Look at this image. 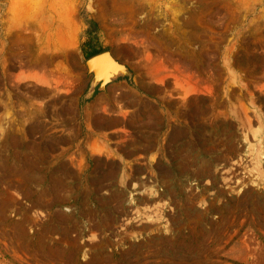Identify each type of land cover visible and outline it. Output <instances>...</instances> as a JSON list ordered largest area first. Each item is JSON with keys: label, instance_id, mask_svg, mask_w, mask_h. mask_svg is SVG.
<instances>
[{"label": "rangeland", "instance_id": "1", "mask_svg": "<svg viewBox=\"0 0 264 264\" xmlns=\"http://www.w3.org/2000/svg\"><path fill=\"white\" fill-rule=\"evenodd\" d=\"M0 264H264V0H0Z\"/></svg>", "mask_w": 264, "mask_h": 264}, {"label": "water", "instance_id": "2", "mask_svg": "<svg viewBox=\"0 0 264 264\" xmlns=\"http://www.w3.org/2000/svg\"><path fill=\"white\" fill-rule=\"evenodd\" d=\"M86 65L88 70L99 74L102 86L109 83L115 74L124 69L109 52H103L89 58Z\"/></svg>", "mask_w": 264, "mask_h": 264}, {"label": "trees", "instance_id": "3", "mask_svg": "<svg viewBox=\"0 0 264 264\" xmlns=\"http://www.w3.org/2000/svg\"><path fill=\"white\" fill-rule=\"evenodd\" d=\"M96 54H98V53H95L94 55H96ZM91 56H93V55H91Z\"/></svg>", "mask_w": 264, "mask_h": 264}, {"label": "bare ground", "instance_id": "4", "mask_svg": "<svg viewBox=\"0 0 264 264\" xmlns=\"http://www.w3.org/2000/svg\"><path fill=\"white\" fill-rule=\"evenodd\" d=\"M36 47V46H35ZM35 51H37V50H35Z\"/></svg>", "mask_w": 264, "mask_h": 264}]
</instances>
